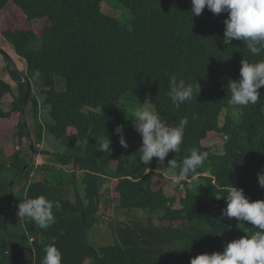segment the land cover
I'll return each mask as SVG.
<instances>
[{
  "label": "trees",
  "instance_id": "obj_1",
  "mask_svg": "<svg viewBox=\"0 0 264 264\" xmlns=\"http://www.w3.org/2000/svg\"><path fill=\"white\" fill-rule=\"evenodd\" d=\"M103 1L0 0V12L12 9L18 16L0 30V37L26 63L21 72L6 57L16 91L0 77V264H29L31 259L41 264L44 246L53 241L62 264H190L192 257L222 252L226 243L256 231L222 212L231 184L252 201L264 199L258 183V173L264 172V86L256 104L235 108L227 88L239 79L244 56L256 61L264 59V52L253 56L237 39L225 44L228 13L214 14L206 6L193 16L191 0H116L131 12V27L103 12ZM172 75L198 80L201 86L179 108L167 95ZM25 76L32 83L28 104L34 143L54 137L62 147L43 152L53 154L51 163L29 161L22 117ZM7 97L10 110L3 107ZM145 102L168 124L188 117L180 151L170 152L164 165L155 157L144 165L139 157L142 137L132 113ZM42 106L49 107L51 122L41 120ZM233 108L237 115L229 114L221 124L222 112ZM120 125L128 148L115 131ZM219 134L225 141L218 154L203 141ZM101 136L111 139L112 150H98L95 137ZM190 149L207 152V159L180 183L183 196H169L162 171L171 159L182 163ZM108 182L118 207L151 217L110 219L116 244L95 246L88 233L102 220L99 210ZM40 195L61 204L47 229L17 217L22 200Z\"/></svg>",
  "mask_w": 264,
  "mask_h": 264
},
{
  "label": "clouds",
  "instance_id": "obj_2",
  "mask_svg": "<svg viewBox=\"0 0 264 264\" xmlns=\"http://www.w3.org/2000/svg\"><path fill=\"white\" fill-rule=\"evenodd\" d=\"M191 13L199 16L207 8L214 14L227 12L224 20V43L233 39L243 42L246 51L253 56L264 52V0H191ZM39 77L40 73H35ZM264 86V59L251 61L241 60L239 79L231 80L227 91L230 92L229 104L234 108L256 104L260 99L259 89ZM201 91L200 83L178 79L172 75L168 79V92L173 105H180L193 99L194 93ZM135 130L142 137L139 148L140 160L144 165H150L157 158L164 165L170 152H179L183 142L188 117H183L177 124H168L156 110L155 106L145 102L133 113ZM192 119H197L193 113ZM116 133L120 135V144L128 148L123 125L117 126ZM98 150L107 152L111 149L109 137H95ZM112 150V149H111ZM207 152L190 149L182 163L171 159L167 162L164 174L174 184H180L190 174H195L207 159ZM258 183L264 188V172L258 173ZM227 207L222 214L229 219L236 218L241 223L251 224L256 231L246 236L234 239L225 244L223 251L201 253L190 260V264H264V199L250 200L242 188L231 184L227 187ZM59 201L47 199L44 195L26 198L18 204L17 217L20 222L25 219L33 221L40 229H47L55 222L54 209L59 210ZM41 264H62V252L55 242L43 248Z\"/></svg>",
  "mask_w": 264,
  "mask_h": 264
},
{
  "label": "rangeland",
  "instance_id": "obj_3",
  "mask_svg": "<svg viewBox=\"0 0 264 264\" xmlns=\"http://www.w3.org/2000/svg\"><path fill=\"white\" fill-rule=\"evenodd\" d=\"M101 8L103 12L118 18L123 24L131 27L132 25L131 24V19H132L131 12L127 8L119 4L116 0H104L101 3ZM15 13L16 12H14L12 9H8L6 11L0 12V22H2V24L4 25L3 26L0 23V30H2L5 27L6 28L11 27V25L14 24L11 22H13L14 20ZM15 18L18 20V16H15ZM20 21L21 20H19V22ZM39 24L40 23L38 20L34 21L35 28H37ZM0 38H1L0 39V77L6 80L7 82L11 83L13 90L16 91L17 85L13 81L10 75V68L6 60V57L7 58L9 57L10 59H12L14 62V66H16L17 69L21 72L26 71V63L23 59H21L15 53L13 47L9 43L5 42L2 37ZM1 42H5V43H1ZM3 107L5 110H10L12 108L11 99L9 97H7L6 100L4 101ZM48 110H49L48 106H42L40 115H41V120L43 122H46V121L51 122V118L48 115ZM26 111H28L27 113L28 125L29 127H31L32 130H34L35 120L33 118L31 104L27 103ZM237 113H238L237 110L234 108L230 110H224L221 114L220 123L223 124L226 116H228L229 114L237 115ZM237 117H234V118H237ZM15 120L17 124V122L19 121L17 116ZM31 134L33 137V132ZM33 140L37 141L35 138ZM47 141H53L54 143H56L57 145L55 144V146L58 149L57 151L62 149L61 144H59L57 139H55L54 137H48V140L42 141L44 143V149H42L37 154L33 155L35 164H38V165L43 164V161H38V160H41V159H38L39 155H41L40 153L48 152L49 148L53 147L52 146L53 144L49 145ZM224 141H225L224 136L219 134L214 137H208L207 139L203 141V144L210 146L214 153L219 154L224 151V148H223ZM26 143H27V140H24V144ZM3 144L4 142L0 141V145H3ZM112 169L114 170V167H112ZM164 171L165 170H163L162 172L164 173ZM166 180H167L166 182L167 195L169 196L175 195L177 198H180L181 196L184 195L185 187L183 185L174 184L168 176ZM111 186H112L111 182H108L103 188V201H102L103 204H102V208L99 210V214L102 220L97 226L90 229L88 233L90 243L95 246H105V245L116 244L117 242L116 235L113 232L110 225H108L107 223L109 222L110 219L123 220V221H133V220L139 219V220L145 221L149 217H151L149 213L141 211V210H134V211L129 212L127 210H123L120 207H118V201H117V198L115 197L116 194L114 191L112 192ZM80 188H82V184L80 185ZM104 199H107L108 201H105ZM177 205H180L179 202L177 203ZM153 218L156 220L157 215H155ZM156 222L158 223L159 221H156ZM84 264H90L89 260H87Z\"/></svg>",
  "mask_w": 264,
  "mask_h": 264
},
{
  "label": "water",
  "instance_id": "obj_4",
  "mask_svg": "<svg viewBox=\"0 0 264 264\" xmlns=\"http://www.w3.org/2000/svg\"><path fill=\"white\" fill-rule=\"evenodd\" d=\"M11 63L13 64V60L10 59ZM14 66V65H13ZM26 82H27V89H26V96H25V102H24V110H23V123L25 125V128H26V132H27V139H28V143H29V147H30V157H29V161L33 158V155L35 154V144H34V140H33V137H32V134H31V131H30V128H29V125H28V122L26 120V114H25V110H26V106H27V103L29 101V97H30V93H31V89H32V83L30 81V79L25 76V79ZM29 161L27 162L26 166L28 165ZM26 166L24 167V169L26 168ZM23 169V170H24ZM13 182H11L10 186H12ZM9 215H6L5 216V225H6V221H7V218H8ZM11 242V240H10ZM33 253L31 254V258H33ZM32 262V259L30 260L29 264H31Z\"/></svg>",
  "mask_w": 264,
  "mask_h": 264
},
{
  "label": "crops",
  "instance_id": "obj_5",
  "mask_svg": "<svg viewBox=\"0 0 264 264\" xmlns=\"http://www.w3.org/2000/svg\"><path fill=\"white\" fill-rule=\"evenodd\" d=\"M48 142V144L49 145H51V144H53L52 146V148H49V152H53L55 149H57V147L55 146V144L56 143H54L53 141H47ZM57 145V144H56ZM51 153H40L41 155H39V158L38 159H41V160H38V161H43V164L44 163H51V162H53L54 161V156H53V154H51ZM35 165H38V164H35ZM40 165H42V164H40ZM72 168V164H69V165H67L66 166V169L68 170V169H71ZM80 178H81V173L79 174V180H80ZM81 195L83 196V191H81Z\"/></svg>",
  "mask_w": 264,
  "mask_h": 264
},
{
  "label": "built area",
  "instance_id": "obj_6",
  "mask_svg": "<svg viewBox=\"0 0 264 264\" xmlns=\"http://www.w3.org/2000/svg\"><path fill=\"white\" fill-rule=\"evenodd\" d=\"M35 148H37L38 152L44 149V143L42 141L35 142Z\"/></svg>",
  "mask_w": 264,
  "mask_h": 264
}]
</instances>
